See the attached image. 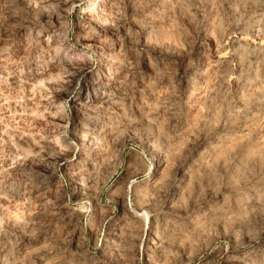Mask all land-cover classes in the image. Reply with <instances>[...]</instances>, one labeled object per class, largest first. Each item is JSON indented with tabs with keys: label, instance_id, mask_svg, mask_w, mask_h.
<instances>
[{
	"label": "rangeland",
	"instance_id": "374dc122",
	"mask_svg": "<svg viewBox=\"0 0 264 264\" xmlns=\"http://www.w3.org/2000/svg\"><path fill=\"white\" fill-rule=\"evenodd\" d=\"M0 264H264V0H0Z\"/></svg>",
	"mask_w": 264,
	"mask_h": 264
}]
</instances>
